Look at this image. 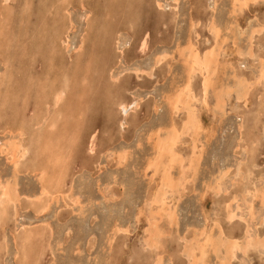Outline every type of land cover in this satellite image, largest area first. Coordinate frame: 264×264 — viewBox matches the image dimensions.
<instances>
[{
  "label": "rangeland",
  "instance_id": "374dc122",
  "mask_svg": "<svg viewBox=\"0 0 264 264\" xmlns=\"http://www.w3.org/2000/svg\"><path fill=\"white\" fill-rule=\"evenodd\" d=\"M60 1L9 0L5 2L0 0V30L4 33L0 32V143L11 136L10 131H14L17 137L15 141L22 146L27 145L25 147L28 148L43 150L49 140L50 142L55 140L65 147L67 143L65 141L72 137L70 135L75 130V133L81 134L80 139L84 140L80 143L79 139L80 144L77 142L79 147L76 144L78 149L76 147L74 149L73 146L72 151H75V155L79 149L88 146V153L96 160L99 159V165H106L95 173L93 171V175L92 171L91 173L87 171L91 169L79 168V172L82 174L84 171L83 174L87 178L90 175L95 176L88 181L96 183L95 188L98 189L102 205L109 199L108 184H112L113 190L112 221L101 220L100 230L97 229L100 232L99 251L97 250L94 254L89 252V245L85 242L84 244L87 245L85 253L80 255V261L76 264H158L156 260L161 254L163 258L160 264H191L193 262V264H264V245H262L264 242V0H251L253 2L249 0L247 3L243 0ZM59 24H61L60 27H58ZM256 30L260 32L256 33ZM214 34L218 36L215 37ZM144 41L145 46H143ZM208 50L216 51L219 58H212L211 61L212 63L215 61V64L210 65L208 70L195 66L197 72L193 71L191 77L189 64H186L190 59L188 55L190 52L199 53L202 54L199 56L203 58L209 52ZM161 52L166 55L162 63L156 66L155 56H158V53L162 54ZM181 55L183 57L180 58ZM142 67L146 73L136 71V68ZM70 69L73 73L76 71V75L71 74ZM210 74H212L211 77H209ZM116 77L119 79H114ZM189 78L192 87L189 85L187 89ZM205 78L209 79L208 87H211L207 91L204 87ZM63 82L65 85L62 84ZM88 87L92 90L87 92ZM61 89H64L65 95H69L70 98L68 96L67 99L66 96V100L64 95L58 106L53 100L55 92ZM179 91L183 92V96L189 103L187 102L186 106L175 113L170 102H173V96ZM90 92L91 96H88ZM220 93L223 95L221 96ZM43 95L44 98H41ZM47 97L48 99H45ZM136 100L139 101V106L131 108L129 105L131 111L127 116L124 129L120 125L123 112L117 106L123 102L130 104ZM77 105L81 108L79 109ZM39 106H42L41 109ZM189 111H194L201 125L198 130L192 128L188 133L181 135L180 141H182H179L175 150L180 160L178 159L177 164L174 163L172 168L169 167L168 171L165 170V166H168L170 156L164 155L162 162L165 163L160 165L162 171L159 165L146 170L149 160H152L156 153L155 137L158 139L159 135L165 136L166 129L173 124L177 129L182 130ZM253 120L255 121L251 122ZM73 122V127H70ZM69 127L72 128L70 129L72 132H69ZM5 128L8 131L3 130ZM20 129L23 133L25 132L23 136L19 133ZM18 136H20L19 141H17ZM32 138L37 142L35 143L34 139L32 141ZM29 139V144L33 146L28 145ZM192 140L196 144V149H193ZM91 143L94 149H91ZM35 144L36 146L38 144L39 148ZM32 150L29 152L30 155L27 154L28 158L26 156V159L21 161L19 167L25 166L30 161L27 159H33L36 151ZM99 150L102 152L99 153ZM123 150L127 151L126 164L120 163L119 153ZM185 157L188 160H185ZM190 159L195 160L192 166ZM12 169H14L13 164L7 159L6 152L0 153V178L12 177L15 173ZM192 172L195 176L191 175ZM165 175H169L172 180L168 188H164L163 195V191L159 189L162 187ZM31 181L33 185L34 182ZM123 183H126V186ZM102 186L103 191H99ZM84 187L82 185L80 190ZM92 189L94 188L88 191L90 197L96 196V191ZM149 191L152 193L150 194ZM260 193L263 197H260ZM105 194L107 197H104ZM155 194L165 201L153 202L157 196ZM168 197L170 198L167 201ZM151 198L153 201L150 204ZM173 207L177 208L176 211ZM171 209L177 215L175 214L176 216L169 221L167 212H172ZM153 212L158 222L156 231L160 232L155 237L157 239H155V247L146 242L153 227V225L149 226L151 223L147 218H150ZM231 215L235 217H230L231 220H229ZM116 222L118 225L114 226ZM173 222L177 226L174 227ZM85 223L83 222L81 229L86 235L89 232L88 224ZM9 224L10 220L6 221L4 228H1V232L3 235L5 232L7 237L5 238L7 246H5V253H0L2 254L0 259L2 264H19V260L14 256L16 247L13 246L14 238ZM124 225L128 232H119V235H123L118 238L114 227L125 228ZM221 231L223 234H220ZM210 237L211 241H208ZM116 239L117 241L121 239L123 242L119 241L115 244ZM231 239L234 242L239 240V243L234 244ZM187 241L191 244L186 245ZM205 241L210 243L207 244ZM217 243H220V247H215ZM150 246L152 249L149 248ZM189 246L193 250H190ZM113 248L114 251H112ZM246 248L248 250H245ZM224 251L227 253L225 254ZM108 252H111L110 255ZM136 252L138 255L135 254ZM230 253L233 256L236 255L233 257ZM140 254L142 258L139 257ZM54 259L58 261L54 263ZM43 264H70V258L63 253L49 254L45 255Z\"/></svg>",
  "mask_w": 264,
  "mask_h": 264
},
{
  "label": "bare ground",
  "instance_id": "6f19581e",
  "mask_svg": "<svg viewBox=\"0 0 264 264\" xmlns=\"http://www.w3.org/2000/svg\"><path fill=\"white\" fill-rule=\"evenodd\" d=\"M59 1V0H58ZM62 1V0H61ZM60 1V2H61ZM94 1V0H93ZM92 1V2H93ZM247 1H249V0H243V2H246L247 3ZM5 2H9V0H5ZM65 2H67V1H65ZM69 2H71L70 0H69ZM235 3H236V1H234ZM250 2H253V1H251L250 0ZM157 4H159V5H161L160 3H157ZM240 4V3H239ZM128 5V4H127ZM234 5H236V4H234ZM249 5V4H248ZM111 6V5H110ZM130 6V5H129ZM240 6V5H239ZM112 7V6H111ZM236 7V6H235ZM112 8H114V7H112ZM240 8H241V6H240ZM5 9V8H4ZM7 10V9H6ZM66 11V10H65ZM241 11V10H240ZM7 12H8V10H7ZM68 13V12H67ZM5 15V14H4ZM4 17V16H3ZM106 18V17H105ZM62 20H63V18H62ZM1 22V21H0ZM54 22V21H53ZM59 22V21H58ZM193 22V21H192ZM71 24V23H70ZM56 25H58V23L56 24ZM60 25L61 24H59V26L58 27H60ZM69 26V25H68ZM71 26V25H70ZM211 26V25H210ZM214 26V25H213ZM213 26H212V28H213ZM132 27V26H131ZM264 27V26H263ZM70 29V28H69ZM53 30V29H52ZM133 30H134V28H133ZM258 30H261V29H258ZM258 30H256V33L258 32H260V31H258ZM4 31V30H3ZM56 31V30H55ZM59 31H61L62 32V30H59ZM216 31V30H215ZM0 32H1V30H0ZM57 32V31H56ZM194 32V31H193ZM218 32V31H217ZM216 32V34H218ZM2 33V32H1ZM45 33V32H44ZM46 33H48V32H46ZM52 33H55V32H52ZM90 34H91V32H89ZM191 33V32H190ZM215 33V32H214ZM2 34H4V33H2ZM18 34V33H17ZM62 34V33H61ZM54 35V34H53ZM60 35V34H59ZM52 36V35H51ZM55 36H56V34H55ZM114 36V35H113ZM118 36V35H117ZM214 36H215V34H214ZM216 36H218V35H216ZM215 36V37H216ZM45 37V36H44ZM58 37V36H57ZM56 37V38H57ZM62 37V36H61ZM86 37V36H85ZM198 37V36H197ZM5 38H6V35H5ZM1 39V38H0ZM58 39H60L59 37H58ZM104 39H105V37H104ZM117 39H118V44H119V38L117 37ZM214 39V38H213ZM218 39V38H217ZM216 39V41H218ZM254 39V38H253ZM44 40V39H43ZM108 40V39H107ZM222 40V39H221ZM59 41V40H58ZM235 41V40H234ZM50 42H51V40H50ZM49 42V43H50ZM65 42V41H64ZM85 42V41H84ZM3 43V42H2ZM58 43V42H57ZM113 43V42H112ZM111 43V44H112ZM142 43V42H141ZM190 43V42H189ZM209 43V42H208ZM37 44V43H36ZM50 44H52V43H50ZM54 44V43H53ZM64 44V43H63ZM114 44H115V42H114ZM145 44H146V42L144 41L143 42V46H145ZM218 44V43H217ZM61 45V44H60ZM82 45V44H81ZM251 45V44H250ZM1 46V45H0ZM3 46V45H2ZM187 46V45H186ZM53 47V46H52ZM82 47V46H81ZM120 47V46H119ZM255 47V46H254ZM5 48V47H4ZM115 48H116V46H115ZM123 48V47H122ZM185 48V47H184ZM189 48V47H188ZM200 48V47H199ZM198 48V49H199ZM218 48H219V46H218ZM54 49V48H53ZM183 49V48H182ZM190 49V48H189ZM217 49V48H216ZM82 50V49H81ZM113 50V49H112ZM181 50V49H180ZM188 50V49H187ZM210 50V49H209ZM208 50V51H209ZM213 50H214V47H213ZM209 51L208 53H207V55H205L203 58L202 57H200L199 55H202V54H197V53H191L190 52V54L188 55V57L190 58L189 59V61L188 62H186V64H189L188 66L190 67L189 68V73H190V76L192 77V72L193 71H196L197 69H195V66H198V67H200L201 69H204V70H208L209 68H210V65H212L213 63L215 64V61L212 63V58L214 57H218V54L217 53H215L214 51ZM61 51V50H60ZM60 51H59V53H60ZM196 51V50H195ZM220 51V50H219ZM182 52V51H181ZM186 52H188V51H186ZM206 52V51H205ZM221 52V51H220ZM59 53H57V55L59 54ZM114 53H115V51H114ZM113 53V54H114ZM162 53V52H161ZM80 54V53H79ZM159 55L158 56H155L156 57V59H155V65L157 66V65H159L160 63H162V60L164 59V55H166V54H160V53H158ZM181 54V53H180ZM184 54V53H183ZM169 55V54H168ZM15 56V55H14ZM82 56V55H81ZM16 57V56H15ZM25 57V56H24ZM116 57V56H115ZM154 57V58H155ZM181 57H183L182 55L180 56V58ZM219 58V57H218ZM53 59H54V57H53ZM56 59V58H55ZM184 59V58H183ZM245 59V58H244ZM261 59V58H260ZM58 60V59H57ZM92 60V59H91ZM185 60V59H184ZM216 60H218V59H216ZM165 61V60H164ZM219 61V60H218ZM252 61V60H251ZM262 61V60H261ZM21 62V61H20ZM57 62V61H56ZM81 62V61H80ZM89 62V61H88ZM92 62V61H91ZM220 62V61H219ZM216 63H218V62H216ZM80 65V64H79ZM218 65V64H217ZM219 65H221V64H219ZM218 65V66H219ZM52 66V65H51ZM186 67H187V65H185ZM64 67L66 68V66L64 65ZM47 68V67H46ZM216 68V67H215ZM220 68V67H219ZM73 69V68H72ZM137 70V72L139 71V72H143V73H146V71L144 70V67H142V68H136ZM135 69H133V71H134ZM214 70V69H213ZM70 71H71V69H70ZM79 71V70H78ZM87 71V70H86ZM145 71V72H144ZM263 71V70H262ZM72 72V71H71ZM75 72L76 71H74V73L72 72L71 74H75ZM81 72V71H80ZM148 72V71H147ZM153 72V71H152ZM197 72V71H196ZM202 72H204V71H202ZM59 73H61L62 74V72H59ZM68 73V75L69 76H71L70 75V73L69 72H67ZM209 73V72H208ZM4 74H5V71H4ZM8 74V73H7ZM78 74V73H77ZM87 74V73H86ZM86 74L84 75V76H86ZM136 74H138V73H136ZM196 74V73H195ZM213 74V73H212ZM212 74H210V76L209 77H211V75ZM76 75V74H75ZM75 75H73V76H75ZM200 75V74H199ZM32 76V75H31ZM59 76V75H58ZM151 76V75H150ZM189 76V77H190ZM196 76V75H195ZM206 76V75H205ZM10 77V76H9ZM45 77V76H44ZM190 77V78H191ZM208 77V76H207ZM61 78V77H60ZM73 78V77H72ZM75 78H76V76H75ZM84 78V77H83ZM85 78H87V77H85ZM158 78V77H157ZM190 78H189V81L187 82V85H186V88L188 89V87H189V85H191L190 84ZM6 79V78H5ZM44 79V78H43ZM114 79H119V78H114ZM192 79V78H191ZM206 79V78H205ZM1 80H3L2 78H1ZM10 80V79H9ZM8 80V81H9ZM42 80V79H41ZM58 80H60V79H58ZM70 80V79H69ZM84 80V79H83ZM239 80V79H238ZM242 80V79H241ZM7 81V80H6ZM10 81H12V80H10ZM45 81V80H44ZM55 81V80H54ZM60 81H62V80H60ZM68 81V80H67ZM43 82V81H42ZM73 82V81H72ZM75 82V81H74ZM84 82V81H83ZM2 83V82H1ZM38 83V82H37ZM44 83V82H43ZM60 82H58V84H59ZM86 83V82H85ZM192 83V82H191ZM211 83V82H210ZM32 84H33V82H32ZM56 84V83H55ZM62 84H64V82L62 83ZM74 84V83H73ZM208 84H209V79L207 78L206 79V81H205V83H204V87H205V91H207L208 90V88L209 89H211V87H208ZM228 84V83H227ZM23 85V84H22ZM57 85V84H56ZM65 85V84H64ZM246 85V84H245ZM47 86V85H46ZM52 86H54V85H52ZM58 86V85H57ZM82 86V85H81ZM80 86V87H81ZM89 86V85H88ZM212 86V85H211ZM239 86V85H238ZM59 87V86H58ZM84 87V86H83ZM191 87H192V85H191ZM241 87H242V85H241ZM247 87H248V85H247ZM250 87V86H249ZM49 88V87H48ZM50 88H52V87H50ZM89 88V87H88ZM29 89V88H28ZM38 89H40V88H38ZM56 89H57V87H56ZM66 89V88H65ZM75 89V88H74ZM85 89V88H84ZM239 89V88H238ZM53 90V89H52ZM69 90V89H68ZM71 90V89H70ZM91 91L92 89L91 88H89L88 90H87V88H86V91L88 92V91ZM216 90V89H215ZM242 90V89H241ZM258 90V89H257ZM29 91V90H28ZM31 91V90H30ZM67 91V90H66ZM85 91V90H84ZM178 91V90H177ZM195 91V90H194ZM244 91V90H243ZM243 91H241V92H243ZM258 91H260V90H258ZM41 92V91H40ZM52 92V91H51ZM68 92V91H67ZM72 92V91H71ZM188 92H190V91H188ZM212 92V91H211ZM65 90L64 89H61V90H58V91H56L55 92V95H54V103H55V105H60L61 104V102H62V100H63V98H64V95H65ZM209 93V92H208ZM231 93V92H230ZM244 93V92H243ZM45 94V93H44ZM47 94V93H46ZM51 94V93H50ZM68 94V93H67ZM75 93L73 92V95H74ZM87 94V93H86ZM91 94V92L89 93V95L88 96H91L90 95ZM195 94V93H194ZM221 94V96L223 95L222 93H220ZM225 94V93H224ZM240 94V93H239ZM39 95H41L40 93H39ZM72 95V96H73ZM82 95V94H81ZM226 95V94H225ZM224 95V96H225ZM47 96V95H46ZM66 96H67V99H68V96L69 95H65V99H66ZM78 96V95H77ZM87 96V95H86ZM203 96V95H202ZM223 96V97H224ZM227 96V95H226ZM239 96V95H238ZM242 96V95H241ZM245 96H247V94L245 95ZM75 97V96H74ZM79 97H81L80 95H79ZM83 97H84V95H83ZM194 96H192V98H193ZM229 97V96H228ZM41 98H44V95H43V97L41 96ZM40 98V99H41ZM69 98H70V96H69ZM191 98V99H192ZM197 98V97H196ZM221 98V97H220ZM238 98V97H237ZM236 98V99H237ZM244 98V97H243ZM45 99H48V97L47 98H45ZM52 99H53V97H52ZM66 99V100H67ZM81 99V98H80ZM88 99V98H87ZM239 99V98H238ZM237 99V100H238ZM85 100V99H84ZM89 100V99H88ZM172 100V99H171ZM193 100V99H192ZM223 100V99H222ZM226 100V99H225ZM74 101H76V100H74ZM122 101V100H121ZM173 102H170V104H171V106H172V108H173V111L175 112V113H178V111H180L179 109L181 108V107H184V106H186V104H187V102L189 103V101H188V99L186 98V97H184L183 96V92L182 91H179V92H176V95L175 96H173V100H172ZM191 101V100H190ZM224 101V100H223ZM239 101H240V99H239ZM247 101V100H246ZM83 102H86V101H83ZM88 102V101H87ZM194 103H195V101H193ZM213 102V101H212ZM214 102H215V100H214ZM226 102H227V100H226ZM237 102V101H236ZM37 103V102H36ZM64 103H68V102H64ZM119 103V102H118ZM204 103V102H203ZM211 103V102H210ZM239 103V102H238ZM85 104H87V103H85ZM141 104V103H140ZM206 104V103H205ZM213 104V103H212ZM259 104V103H258ZM36 105V104H35ZM48 105V104H47ZM74 105V104H73ZM115 105V104H114ZM129 105H131V108H135V107H138L139 106V101H134V102H131L130 104H126L125 102H123V103H120V105L119 106H117V107H119L120 109H121V112H123V120H121V127H123L124 129H125V127H126V124H127V122H126V120H127V116L129 115V112L131 111V108L129 109ZM220 105V104H219ZM78 106V105H77ZM83 106V105H82ZM116 106V105H115ZM233 106V105H232ZM38 107V106H37ZM40 107V109H41V107L42 106H39ZM80 107V105L78 106V108ZM84 107V106H83ZM114 107V106H113ZM116 107V108H117ZM191 107V106H190ZM51 108V107H50ZM77 108V109H78ZM81 108V107H80ZM79 108V109H80ZM115 108V107H114ZM118 108V109H119ZM195 108V107H194ZM208 108V107H207ZM78 109V110H79ZM88 109V108H87ZM187 109V108H186ZM260 109V108H259ZM72 110V109H71ZM190 110H192V109H190ZM49 111V110H48ZM52 111V110H51ZM51 111H49V112H51ZM81 111V110H80ZM86 111V110H85ZM114 111H115V109H114ZM139 111V110H138ZM237 111V110H236ZM241 111V110H240ZM84 112V111H83ZM172 112V111H171ZM230 112V111H229ZM8 113V112H7ZM79 113V112H78ZM81 113V112H80ZM79 113V114H80ZM86 113V112H85ZM110 113V112H109ZM180 114H181V112H179ZM11 114V113H10ZM48 114V113H47ZM62 114V113H61ZM136 114H137V112H136ZM53 115H56V116H58V115H60V114H53ZM84 115V114H83ZM79 116V115H78ZM85 116H86V114H85ZM38 117V116H37ZM42 117V116H41ZM44 117V116H43ZM45 117H46V115H45ZM49 117V116H48ZM55 117V116H54ZM110 117V116H109ZM132 117V116H131ZM57 118V117H56ZM82 118V117H81ZM47 119V118H46ZM251 118H249V120H250ZM49 120V119H48ZM71 120V119H70ZM74 120V119H73ZM77 120V119H76ZM82 120V123H83V119H81ZM80 120V121H81ZM198 120L199 119H197V117L195 116V113H194V111H189L188 112V118H187V120H186V122H184L185 123V126H184V128L182 129V130H179V129H177V127H176V125L175 124H173L171 127H169V129H166V131H167V133L165 132V136H160L159 134V138L157 139V137H155L156 139H154L155 140V148H156V153H155V155H154V157H153V159L152 160H149V162H148V165H147V169L146 170H150V168H152L153 166H158L159 165V167H160V165L163 163L162 162V157L165 155H169L170 156V160H169V164H168V166H165V170H168L169 171V169L170 168H172L173 166V164L174 163H176L177 161H178V159L180 160V157L177 155V153H176V147H177V145H178V143H179V141H180V139H182L181 137V135L182 134H185V133H188V131H189V129H192V128H195L196 130H198L199 128H200V122H198ZM256 120H257V118H256ZM75 121V120H74ZM200 121V120H199ZM245 121V120H244ZM255 120H253V121H251V122H254ZM50 122V121H49ZM48 122V123H49ZM53 122H54V120L52 119V124H53ZM72 122V121H71ZM85 122V121H84ZM183 123V124H184ZM44 124V123H43ZM51 124V123H50ZM70 123H68V125H69ZM73 124H74V122L72 123V125L70 126V127H73ZM79 124V123H78ZM251 124V123H250ZM8 125V124H7ZM14 125V124H13ZM80 125V124H79ZM78 125V126H79ZM94 125V124H93ZM253 126H254V124H252ZM17 126V125H16ZM46 126V125H45ZM84 126V125H83ZM82 126V127H83ZM253 126H252V128H253ZM39 127V126H38ZM69 127V129L68 130H70V129H72V128H70ZM241 127V126H240ZM2 128V127H1ZM7 128V127H6ZM3 129V130H7V129ZM43 128V127H42ZM47 128V127H46ZM52 128V127H51ZM78 128V127H77ZM84 128H85V126H84ZM76 129V128H75ZM80 129V128H79ZM215 129V128H214ZM254 129V128H253ZM10 130V129H9ZM82 130V129H81ZM84 130V129H83ZM82 130V131H83ZM244 130V129H243ZM260 130V129H259ZM8 131V130H7ZM23 130L22 129H20L19 130V133H20V135H24V133L22 132ZM157 131V130H156ZM158 131H160V129L158 130ZM157 131V132H158ZM163 131V130H162ZM194 131V130H193ZM203 131V130H202ZM31 132V131H30ZM43 132V131H42ZM69 132H72L71 130L69 131ZM68 132V133H69ZM196 132V131H195ZM195 132H194V135H195ZM37 133V132H36ZM73 134L75 133V130H74V132H72ZM84 133V132H83ZM153 133H154V131H153ZM255 133V132H254ZM10 134H11V136L7 139V140H5L4 142H2V143H0V153H3V152H6V157H7V159L11 162V164H13V167H14V169H12V170H14L15 171V173H13L14 175L12 176L13 177V180H12V177L11 178H9V179H1L0 178V229L2 228V226H5L4 224L6 223V221H8V220H11L12 218H14L15 216H18L17 214H18V209H20L19 207H18V209H17V211H16V213H15V216L14 217H12L11 219H10V216L12 215V212L11 211H14V210H11L10 211V209H11V205H16V207L18 206V205H21V207L23 206L22 204H21V198H23V197H21L19 194H18V191L20 190V188H19V180L17 179L18 177H17V175H19V174H16V171L17 170H20V167H19V165H20V163H21V161L27 156V154L29 153V152H31V150L33 149V150H35L34 149V147L32 148V147H25V146H27V145H24V146H22L20 143H18V142H16L15 140L17 139V137H16V134H14V131H10ZM71 134V133H70ZM73 134H71L70 135V137L71 136H73ZM78 134V133H77ZM198 134V133H197ZM154 135H155V133H154ZM188 135V134H187ZM256 135H258V134H256ZM64 136V135H63ZM80 136H81V134H80ZM82 136H83V134H82ZM189 136H190V134H189ZM244 136V135H243ZM74 137H75V135H74ZM152 137V136H151ZM150 137V138H151ZM192 137V136H191ZM190 137V138H191ZM19 138H20V136H18V140L17 141H19ZM26 138H29V137H26ZM31 138V137H30ZM59 138V137H58ZM64 138V140H66L65 139V136L63 137ZM73 137H71V139H72ZM80 138V137H79ZM82 138V137H81ZM188 138V137H187ZM189 138V139H190ZM193 139L195 138V137H192ZM244 138V137H243ZM257 138V137H256ZM33 139L34 138H32V141H33ZM93 139H94V137H93ZM196 139V138H195ZM248 139H250V138H248ZM21 140V139H20ZM23 140V139H22ZM25 141H26V139H24ZM35 141V143L37 142L36 141V139H34ZM74 140H76V142H74L75 143V145L77 144V139H74L73 138V141ZM79 140V139H78ZM198 140V139H197ZM244 140V139H243ZM25 141H23V142H25ZM31 141V143H33ZM50 141V140H49ZM81 141H84L83 140V138H82V140L80 139V143H81ZM182 141V140H181ZM180 141V142H181ZM193 142H191V143H193V149L195 148V146H196V144H195V142H194V140H192ZM241 141V140H240ZM21 142V141H20ZM29 142H30V139L28 140V145L30 146H33L32 144H29ZM45 142V141H44ZM66 142V141H65ZM92 142H93V140H92ZM199 142V141H198ZM242 142V141H241ZM26 143V142H25ZM24 143V144H25ZM49 143V142H48ZM79 143V144H80ZM245 143V142H244ZM27 144V143H26ZM34 144V143H33ZM50 144V143H49ZM61 144V143H60ZM59 144V145H60ZM71 144H73V143H71ZM79 144H77L78 145V147H79ZM195 144V145H194ZM242 144V143H241ZM69 145V144H68ZM74 144H73V146H74V149H76L77 148V145L75 146ZM180 145H183V144H180ZM245 145V144H244ZM243 145V146H244ZM35 146H36V144H35ZM37 146H38V148H39V145L37 144ZM36 146V147H37ZM72 146V147H73ZM83 146V145H82ZM35 147V148H36ZM47 147V146H46ZM46 147H44V148H46ZM70 147V146H69ZM76 147V148H75ZM90 147H91V149H94L93 148V143H91L90 144ZM89 147V148H90ZM183 147V146H182ZM179 148V147H178ZM198 148V147H197ZM42 149V148H41ZM41 149H39V151L41 150ZM50 149V148H49ZM78 149V148H77ZM190 149V148H189ZM196 149V148H195ZM32 150V151H33ZM48 150V149H47ZM61 150V149H60ZM112 150V149H111ZM127 150V149H126ZM126 150H123L121 153H119L120 155H119V158H120V163L121 164H126L127 162H128V160H127V158H126V156H127V154H126ZM192 150V149H191ZM36 153L37 154H39L38 152L39 151H37V148H36ZM43 150H41L40 152H42ZM45 151H46V149H45ZM179 151V150H178ZM195 151V150H194ZM199 151V150H198ZM34 152V151H33ZM75 152V151H74ZM111 152V151H110ZM180 152V151H179ZM36 153H34V155L36 154ZM43 153V152H42ZM41 153V154H42ZM60 153V152H59ZM61 153H62V151H61ZM188 153H190V152H188ZM194 153H196V152H194ZM40 154V155H41ZM75 154V153H74ZM104 154H106V153H104ZM29 155H30V153H29ZM51 155V154H50ZM183 155V154H182ZM201 155V154H200ZM52 156V155H51ZM50 156V157H51ZM55 156V155H54ZM54 156H52V157H54ZM129 156V155H128ZM38 157H40V156H38ZM43 157H44V155H43ZM42 156H41V158H43ZM55 157H57V156H55ZM68 157V156H67ZM179 157V158H178ZM192 157V156H191ZM27 158H28V156H27ZM41 158H40V160H41ZM45 158V162H47L48 163V161H46V158L47 157H44ZM43 158V159H44ZM58 159H59V157H57ZM118 158V159H119ZM165 158V157H164ZM183 158V157H182ZM186 158V157H185ZM26 159V158H25ZM53 159V158H52ZM55 159V158H54ZM58 159H57V162L56 163H58V164H60L59 162H58ZM191 159H193V158H191ZM191 159H190V164H191V166L193 165V162L195 161H191ZM201 159V158H200ZM28 160H30V159H27V161ZM185 160H188L187 158L185 159ZM196 160H198V159H196ZM30 161H32V160H30ZM42 161V160H41ZM60 161H62L61 159H60ZM63 161H65V159L63 160ZM63 161H62V163H63ZM73 161V160H72ZM117 161V160H116ZM167 161V160H166ZM181 161H183L182 159H181ZM180 161V166H181V162ZM23 162V161H22ZM24 162H26V160L24 161ZM29 162V161H28ZM28 162L26 163V165H28ZM33 162V161H32ZM43 162V161H42ZM41 162V163H42ZM49 162H50V160H49ZM38 163H40V161L38 162ZM38 163H37V165H36V171H38L39 170V172H40V180L39 181H41L42 183L43 182H45V176H46V169L45 168H43L44 167V165L43 164H40V165H38ZM56 163L54 164L53 162H51V164H53V166H54V169H55V167L57 166L56 165ZM68 164V159H67V162H65V164ZM165 163V162H164ZM163 163V164H164ZM186 163V162H185ZM184 163V164H185ZM198 163V162H197ZM25 164V163H24ZM64 164V165H65ZM83 164V163H82ZM86 164V163H85ZM147 164V163H146ZM162 164V165H163ZM177 164V163H176ZM175 164V165H176ZM183 164V165H184ZM242 164V163H241ZM25 165V166H26ZM41 165H43V167H41ZM72 165V164H71ZM71 165H68V167L69 166H71ZM96 165V164H95ZM186 165V164H185ZM188 165V164H187ZM199 165V164H198ZM24 166V167H25ZM29 166H32V165H29ZM38 166V167H37ZM47 166H48V164H47ZM47 166H46V168H47ZM98 166H99V170L100 169H102V167L103 168H105L106 167V165L104 164V166H101V165H99L98 164ZM241 165H239V167H240ZM34 167H35V164H34ZM41 167V168H40ZM49 167H51V166H49ZM48 167V168H49ZM59 167H61L60 165H59ZM108 167V166H107ZM170 167V168H169ZM183 167V166H182ZM22 168V167H21ZM31 168V167H30ZM63 168H65V167H63ZM81 168H83L82 167V165H81ZM95 168V167H94ZM97 168V167H96ZM156 168H158V167H156ZM195 168V167H194ZM196 168H197V166H196ZM24 170H25V168H23ZM28 169V168H27ZM32 169V168H31ZM31 169H29L30 171H32V173H34V170H31ZM50 169H52V171H53V168H50ZM160 170H161V167L159 168ZM193 169V168H192ZM23 170V171H24ZM48 170V169H47ZM70 170V169H69ZM71 170H73V169H71ZM95 170V169H94ZM93 170V171H94ZM98 170V169H97ZM152 170V169H151ZM159 170V171H160ZM165 170H163V171H165ZM171 170H173V169H171ZM177 170V169H176ZM195 170V169H194ZM26 172H27V170H25ZM29 171V172H30ZM35 171V172H36ZM49 171V170H48ZM47 171V172H48ZM65 171V170H64ZM96 171V170H95ZM94 171V172H95ZM153 171H154V169H153ZM158 171V170H157ZM162 171V170H161ZM180 171H182V170H180ZM188 171H189V169H188ZM182 172H184V171H182ZM196 172V171H195ZM226 172H228V170L226 171ZM17 173H19V171L17 172ZM22 173V172H21ZM28 173V172H27ZM38 173V172H37ZM49 173H50V171H49ZM62 173V172H61ZM76 173V172H75ZM81 173V172H80ZM84 171L82 172V174L81 175H83L84 176ZM91 173V172H90ZM185 173V172H184ZM238 173H239V171H238ZM241 174H242V172H240ZM22 174H24V173H22ZM29 174H31V173H29ZM36 174V173H35ZM48 174V173H47ZM58 174H59V172H58ZM63 174V173H62ZM70 174V173H69ZM68 174V175H69ZM73 174H74V172H73ZM92 175H93V172L91 173ZM174 174V173H173ZM186 174V173H185ZM190 174V173H189ZM188 174V175H189ZM21 175V174H20ZM19 175V176H20ZM37 175V174H36ZM52 175V174H51ZM75 175V174H74ZM159 175V174H158ZM161 175V174H160ZM170 175V174H169ZM169 175H165L164 176V179H163V181H162V187H161V185H160V189L159 190H161V191H163L164 190V188H168L167 186H169L170 185V183H171V180L172 179H170L169 178ZM191 175H193V172H192V174ZM239 175V174H238ZM252 175V174H251ZM49 176V175H48ZM61 176V175H60ZM63 176H64V174H63ZM62 176V177H63ZM67 176V175H66ZM172 176V175H171ZM182 176H183V174H182ZM193 176H195V175H193ZM222 176H224V175H222ZM243 176V175H242ZM56 177H57V175H56ZM61 177V178H62ZM71 177H73V176H71ZM75 177V176H74ZM116 177V176H115ZM163 177V176H162ZM37 178V177H36ZM58 178H59V175H58ZM160 178V177H159ZM174 178H175V176H174ZM180 178H182V177H180ZM179 178V179H180ZM245 178V177H244ZM54 179V178H53ZM63 179V178H62ZM149 179V178H148ZM190 179H192V177L190 178ZM195 178H193V180H194ZM55 180V179H54ZM65 180V179H64ZM156 180V179H155ZM161 180V179H160ZM182 180V179H181ZM184 180V179H183ZM219 180V179H218ZM220 180H221V178H220ZM225 180V179H224ZM250 180V179H249ZM58 181H59V179H58ZM74 181V180H73ZM176 181H178V180H176ZM238 181V180H237ZM255 181V180H254ZM155 181L153 180V183H154ZM173 182V181H172ZM188 182V181H187ZM41 183V184H42ZM61 183V182H60ZM73 183V182H72ZM75 183V182H74ZM160 183V182H159ZM182 183H183V181H182ZM182 183H180V182H178V184H182ZM191 183V182H190ZM193 183V182H192ZM239 183V182H238ZM38 184H39V182H38ZM47 184V183H46ZM46 184L44 183V186H43V188H42V192H41V194L40 195H43V194H45V195H47V196H49L50 194L48 193V188H47V186H46ZM52 184V183H51ZM53 184H54V182H53ZM57 184V183H56ZM55 184V185H56ZM98 184V183H97ZM100 184V183H99ZM126 183H123V185L124 186H126L125 185ZM161 184V183H160ZM177 184V185H178ZM61 185V184H60ZM74 185V184H73ZM109 185H111L112 186V184H109ZM219 185V184H218ZM238 185V184H237ZM40 187V184L39 185H37V187ZM42 186V185H41ZM63 186V185H62ZM123 186V187H124ZM155 186V185H154ZM172 186V185H171ZM213 186V185H212ZM221 186V185H220ZM219 186V187H220ZM71 187V186H70ZM74 187H76V186H74ZM73 187V188H74ZM181 187V186H180ZM56 188V187H55ZM63 188H64V186H63ZM72 188V189H73ZM107 188L108 189H110L111 187L110 186H107ZM116 188V187H115ZM215 188V187H214ZM213 188V189H214ZM19 189V190H18ZM52 189H53V187H52ZM51 189V190H52ZM57 189V188H56ZM56 189H55V192H56ZM71 188L69 189V190H72ZM89 189H91V188H89ZM103 189V186L99 189V191H101ZM112 189V188H111ZM184 189V188H183ZM186 189V188H185ZM189 189V188H188ZM188 189H187V191H188ZM67 190V189H66ZM68 190V191H69ZM75 191H76V189H74ZM80 190V189H79ZM113 190V189H112ZM153 190V189H152ZM175 190V189H174ZM190 190V189H189ZM219 190V189H218ZM225 190V189H224ZM224 190H223V192H224ZM232 190V189H231ZM22 191V190H21ZM53 191H54V189H53ZM78 191V190H77ZM77 191H76V193H77ZM81 191V190H80ZM103 191V190H102ZM150 191H151V189H150ZM149 191V192H150ZM165 191H166V189H165ZM206 191H207V189H206ZM214 192H215V190H213ZM253 191H254V189H253ZM256 191V190H255ZM259 191H260V189H259ZM31 192H33V191H31ZM37 192V191H36ZM59 192V191H58ZM120 192V191H119ZM148 192V193H149ZM167 192H170V191H167ZM178 192V191H177ZM217 192V191H216ZM222 192V191H221ZM261 192V191H260ZM20 193H22V192H20ZM34 193V192H33ZM37 193H39V192H37ZM37 193H34V194H37ZM49 195H48V194ZM52 193V192H51ZM64 192H62L61 193V198H62V194H63ZM67 193V192H66ZM66 193H64V194H66ZM72 192H70V194H71ZM79 193V192H78ZM94 194V192H91V194ZM103 193H105V192H103ZM152 192H150V194H151ZM155 193H156V191H155ZM176 193V192H175ZM179 193V192H178ZM177 193V194H178ZM53 194V193H52ZM117 194V193H116ZM149 194V195H150ZM215 194V193H214ZM261 194V193H260ZM26 195V194H25ZM31 195V194H30ZM29 195V196H30ZM39 195V194H38ZM39 195V196H40ZM59 195V194H58ZM57 195V196H58ZM68 195V194H67ZM72 195V194H71ZM82 195H84V194H82ZM82 195H77V196H74L75 198H73V201L76 203H78L79 202V200H80V198H82ZM155 195H157V194H155ZM154 195V196H155ZM163 195H164V191H163ZM29 196H27L28 198L27 199H29L30 200V198L31 197H33V196H31L30 198H29ZM50 196H52V195H50ZM50 196H49V198H50ZM108 196V195H107ZM106 196V194H105V196L104 197H107ZM118 196H120V195H118ZM151 196V195H150ZM150 196H149V198H150ZM169 196V195H168ZM173 196V195H172ZM263 197V195L261 194L260 195V197ZM21 197V198H20ZM53 197V196H52ZM51 197V199H54V198H52ZM59 197V196H58ZM68 197V196H67ZM66 197V198H67ZM90 197V196H89ZM110 197V196H109ZM115 197V196H114ZM153 197V196H152ZM159 197H161V196H159ZM37 198V197H36ZM42 197H40V199H41ZM44 198H46V197H44ZM44 198H43V201H44ZM48 198V197H47ZM49 198H48V200H49ZM64 198V197H63ZM63 198L61 199V200H63ZM72 198V197H71ZM117 198V197H116ZM162 198V197H161ZM167 198V197H166ZM169 198L170 197H168V199H167V201L169 200ZM174 198V197H173ZM222 198V197H221ZM230 198H231V196H230ZM248 198V197H247ZM26 199V200H27ZM50 199V200H51ZM59 199V198H58ZM70 199V198H69ZM91 199L93 200V197H91ZM179 199V198H178ZM25 201V198L24 199H22V201ZM32 200H34V199H32ZM39 200V199H38ZM65 200V199H64ZM72 200V199H71ZM71 200H70V202H71ZM110 200V199H109ZM151 200V202H150V204L152 203V201H153V199L151 198L150 199ZM155 201H153V202H158V200H161V199H159L158 198V195L157 196H155V199H154ZM164 200V199H163ZM163 200H161L162 202H163ZM174 200H175V198H174ZM228 200V199H227ZM262 200V199H261ZM28 201V200H27ZM35 201H37L36 199H35ZM53 201H55V199L53 200ZM57 201H59V200H57ZM56 201V202H57ZM111 201V200H110ZM165 201V200H164ZM179 201H180V199H179ZM31 202V201H30ZM48 202V201H47ZM64 203H65V201H63ZM66 202H68V201H66ZM24 203V202H23ZM60 203V202H59ZM72 203V202H71ZM76 203V205H77V207H78V204ZM81 203H82V201H81ZM105 203V202H104ZM108 203H110L109 201H108ZM146 203V202H145ZM161 203V202H160ZM177 203V202H176ZM252 203V202H251ZM27 204V203H26ZM33 204V203H32ZM40 204V203H39ZM51 204V203H50ZM58 204V203H57ZM164 204V203H163ZM229 204V203H228ZM38 205V204H37ZM52 205V204H51ZM50 205V206H51ZM65 206H66V203L64 204ZM63 205V206H64ZM70 205H72V204H70ZM85 205V204H84ZM157 205V204H156ZM169 205V204H168ZM168 205H167V207H168ZM173 205V204H172ZM172 205H171V207H172ZM177 205V204H176ZM176 205H174L175 207H176ZM49 206V207H50ZM75 206V205H74ZM146 206V205H145ZM151 206V205H150ZM155 206V205H154ZM226 206V205H225ZM238 206V205H237ZM48 207V205L46 204V203H44L43 202V204H41V206L38 208V213L40 212V213H45L46 211H47V209L49 208ZM71 207V206H70ZM69 207V208H70ZM81 207H83V205L81 206ZM144 207V206H143ZM161 207V206H160ZM228 207V206H227ZM236 207V206H235ZM240 207V206H239ZM238 207V208H239ZM22 208H24V207H22ZM27 208V207H26ZM65 208V207H64ZM68 208V209H69ZM154 208H156V207H154ZM169 209H170V207H168ZM217 208V207H216ZM71 209V208H70ZM69 209V210H70ZM144 209V208H143ZM146 209H148L147 207H146ZM151 209H152V207H151ZM161 209V208H160ZM162 209H163V207H162ZM169 209H168V212H169ZM173 209H174V207H173ZM176 209L177 208H175L174 209V211H176ZM226 209V208H225ZM241 209V208H240ZM255 209V208H254ZM23 209H21V211H22ZM27 210H30V209H27ZM155 210V209H154ZM226 210H228V209H226ZM49 211V210H48ZM80 211H81V209H80ZM146 211V210H145ZM150 211V210H149ZM163 211V210H162ZM170 211H172V209L170 210ZM233 211V210H232ZM244 211V210H243ZM11 212V213H10ZM27 212V211H26ZM147 212H148V210H147ZM167 212V215L169 216V221L171 220V218H173V217H175L176 215H177V213H175V212H170V213H168ZM237 212V211H236ZM245 212V211H244ZM14 213V212H13ZM20 213V212H19ZM37 213V214H38ZM62 213V212H61ZM81 213V212H80ZM140 213V212H139ZM143 213V212H142ZM227 213V212H226ZM78 214V213H77ZM162 214V213H161ZM176 214V215H175ZM235 214V213H234ZM39 215V214H38ZM38 215H37V217H38ZM147 215H149V213L147 214ZM151 216H150V218H147V219H150V225L149 226H151V225H153V227L151 228L152 229V232L151 233H149L150 235H149V237H148V239L146 240V242H147V244L148 245H150V244H152V246L154 245V247L156 246L155 245V243H156V241H155V237L158 235V230L156 231V229L158 228L157 227V220H156V218H155V216H154V212L153 213H151L150 214ZM159 215V214H158ZM167 215H165V216H167ZM228 215V214H227ZM236 215V214H235ZM13 216V215H12ZM163 216V215H162ZM44 217V216H43ZM144 217V216H143ZM228 217V216H227ZM230 217H235L234 215H231V216H229V220H231V218ZM244 217V216H243ZM142 218V217H141ZM207 218V217H206ZM219 218V217H218ZM237 218V217H236ZM253 218H256V217H253ZM17 219V218H16ZM44 219V218H43ZM139 219H140V216H139ZM158 219V218H157ZM162 219V218H161ZM216 219V218H215ZM226 219H228V218H226ZM46 220V219H45ZM244 220V219H243ZM141 221V220H140ZM159 221H161V220H159ZM164 221V220H163ZM172 221H175V220H172ZM261 221H263V220H261ZM41 222V221H40ZM166 222H168V221H166ZM176 222V221H175ZM23 223V222H22ZM26 223V222H25ZM29 223H30V221H29ZM117 223V222H116ZM138 223V222H137ZM149 223V222H148ZM153 223V224H152ZM174 223V222H173ZM172 223V224H173ZM38 224V223H37ZM36 224V225H37ZM41 224H42V222H41ZM165 224H167V223H165ZM179 224V223H178ZM213 224V223H212ZM215 224H216V222H215ZM218 224V223H217ZM23 225V224H22ZM45 224H43L42 226H44ZM116 225H118V223L117 224H115L114 226H116ZM159 225V224H158ZM220 225V224H219ZM219 225H218V227H219ZM259 225V224H258ZM29 225L27 224V226H25V228H27ZM40 226V225H39ZM166 226V225H165ZM172 226V225H171ZM175 226H177V225H175V223H174V227ZM215 226V225H214ZM221 226V225H220ZM23 227H24V225H23ZM41 227V226H40ZM118 227V226H117ZM124 227L125 228H121V227H119V228H117L116 229V227H114L115 228V232H116V234L118 233V238H119V236H121L122 237V235H119V232H128L127 230L128 229H126V226L124 225ZM127 227H128V225H127ZM169 227V226H168ZM17 228H18V225H17ZM24 228V230H26ZM29 228H30V226L28 227V229L25 231V232H22V229H21V231L19 230V229H15L16 230V233L14 232V234H13V236H14V242H16L17 243V247H16V251H15V259H19V260H22L23 262L22 263H24L25 264V258L27 257L26 255L27 254H25V252L24 251H20V249L21 248H26V250L27 249H29L30 251H31V246H29L30 244H33V243H31L30 241V239L31 238H33V234L30 232V230H29ZM48 228V227H47ZM46 228V229H47ZM130 228V227H129ZM146 228H149V227H146ZM164 228V227H163ZM221 228V227H220ZM44 229V228H43ZM150 229V230H151ZM174 229V228H173ZM175 229H177V227L175 228ZM222 229V228H221ZM224 229V228H223ZM40 230L42 231V229L40 228ZM45 230V229H44ZM48 230V229H47ZM47 230H46V233H47ZM114 230V229H113ZM146 230V229H145ZM250 230V229H249ZM68 231V230H67ZM69 231H70V229H69ZM96 231V230H95ZM219 231H220V229H219ZM4 232V231H3ZM21 232V233H20ZM43 232V231H42ZM114 232V231H113ZM130 232V231H129ZM147 232V231H146ZM222 232V231H221ZM248 232V231H247ZM17 233H18V235H17ZM38 233V232H37ZM45 233V232H44ZM131 233V232H130ZM160 233V232H159ZM193 233V232H192ZM197 234H199L198 232H196ZM220 233V232H219ZM3 234V233H2ZM22 234V236H20ZM113 234H115V233H113ZM127 234V233H126ZM129 234V233H128ZM205 234V233H204ZM203 234V235H204ZM220 234H223V232L222 233H220ZM35 235V234H34ZM37 235V234H36ZM46 235V234H45ZM45 235H44V238H45ZM68 235H69V233H68ZM130 235V234H129ZM163 235V234H162ZM166 235V234H165ZM112 236V235H111ZM125 236V235H124ZM123 236V237H124ZM144 236V235H143ZM142 236V237H143ZM148 236V235H147ZM160 236V235H159ZM197 236V235H196ZM202 236V235H201ZM200 236V237H201ZM215 236H217V235H215ZM219 236V235H218ZM224 236V235H223ZM252 236V235H251ZM41 237V236H40ZM39 237V238H40ZM67 237V236H66ZM96 237V236H95ZM114 237V236H113ZM140 237V236H139ZM189 237V236H188ZM205 237V236H204ZM209 237V236H208ZM233 237V236H232ZM250 237V236H249ZM5 238H7V237H5V232H4V239H2V240H5ZM93 237H91V239L88 241V245H89V247H90V252H91V250L93 251V250H95L96 249V245H97V243L95 242H93V239H92ZM97 238V237H96ZM111 238V237H110ZM125 238V237H124ZM146 238V237H145ZM160 238V237H159ZM42 239V238H41ZM112 239H115V238H112ZM121 239H123V238H121ZM121 239H119L118 241H117V239L116 240H114V242L116 241V243L115 244H117L119 241L121 242L122 240ZM140 239V238H139ZM162 239H164V238H162ZM161 239V240H162ZM188 239V238H187ZM196 239H198L197 237H196ZM203 239V238H202ZM210 239V240H209ZM208 239V241H211V237ZM217 239V238H216ZM226 239V238H225ZM242 239V238H241ZM255 239V238H254ZM253 239V240H254ZM263 239V238H262ZM30 240V241H29ZM37 240V239H36ZM70 240V239H69ZM111 240V239H110ZM110 240H109V243H110ZM124 240H126V239H124ZM141 240H142V238H141ZM157 240V239H156ZM207 240V239H206ZM218 240V239H217ZM232 240V239H231ZM243 240V239H242ZM250 240V239H249ZM248 240V241H249ZM258 240V239H257ZM257 240H255V242L256 243H259ZM29 241V242H28ZM38 241V240H37ZM44 241V240H43ZM42 241V242H43ZM159 241V240H158ZM164 241V240H163ZM195 241V240H194ZM198 241H199V239H198ZM201 241V240H200ZM219 241V240H218ZM222 241V240H221ZM227 241H228V239H227ZM233 241V240H232ZM239 240H237V241H235V242H237V243H239L238 242ZM241 241V240H240ZM251 241V240H250ZM249 241V242H250ZM260 241V240H259ZM8 242V241H7ZM46 242V241H45ZM114 242H113V244H114ZM123 242V241H122ZM196 242V241H195ZM206 243H207V241H205ZM204 242V243H205ZM230 243H231V241H229ZM228 242V243H229ZM234 242V241H233ZM235 242H234V244H235ZM243 242V241H242ZM246 243H247V241H245ZM248 242V243H249ZM2 243H3V241H2ZM111 243H112V240H111ZM143 243H145V242H143ZM154 243V244H153ZM163 244H165L164 242H162ZM187 243H189L188 241L186 242V245H187ZM197 243V242H196ZM205 243V244H206ZM208 243H210V242H208ZM207 243V244H208ZM213 243V242H212ZM236 243V244H237ZM246 243H245V247L247 246L246 245ZM256 243H254V244H256ZM264 243V242H263ZM262 243V245H264ZM4 244V243H3ZM26 244V245H25ZM35 244H37L36 242H35ZM119 244H123V243H119ZM161 244V243H160ZM189 244H191V243H189ZM203 244V243H202ZM201 244V245H202ZM204 244V245H205ZM213 244H215V243H213ZM218 244V243H217ZM220 244V243H219ZM217 245V246H215V247H220V245ZM241 244V243H240ZM239 244V245H240ZM7 245V244H6ZM16 245V244H15ZM80 245V244H79ZM111 245V244H110ZM145 245V244H144ZM197 245V244H196ZM199 245V244H198ZM227 245V244H226ZM230 245V244H229ZM242 245V244H241ZM250 245V244H249ZM18 246H19V249H18ZM39 246V245H38ZM113 246V245H112ZM116 246H119V245H116ZM136 246V245H135ZM191 246V245H190ZM190 246H189V249L191 250L192 248H190ZM203 246V245H202ZM254 246H256V245H254ZM88 247V248H89ZM142 247V246H141ZM140 247V248H141ZM148 247V246H147ZM162 247H163V245H162ZM204 247V246H203ZM214 247V246H213ZM212 247V248H213ZM230 247H231V245H230ZM233 247V246H232ZM235 247V246H234ZM258 247V246H257ZM115 248V247H114ZM114 248L112 249V251H114ZM137 248V247H136ZM135 248V249H136ZM149 248H151V246L149 247ZM157 248H159V247H157ZM195 248V247H194ZM205 248V247H204ZM211 248V247H210ZM224 248V247H223ZM237 248H239V247H237ZM242 248H244V246L242 247ZM249 248V247H248ZM255 248V247H254ZM79 249V248H78ZM120 249H122L121 247H120ZM145 249V248H144ZM144 249H142V250H144ZM148 249V248H147ZM152 249V248H151ZM154 249V248H153ZM156 249V248H155ZM197 249V248H196ZM200 249H201V247H200ZM209 249V248H208ZM220 249V248H219ZM218 249V250H219ZM222 249V248H221ZM234 249V248H233ZM250 249V248H249ZM252 249H253V247H252ZM1 252L0 253H5V247H3L2 248V246H1ZM25 250V249H24ZM111 250V249H110ZM117 250V249H116ZM156 250H158V249H156ZM167 250V249H166ZM184 250V249H183ZM193 250V249H192ZM238 250H240V248L238 249ZM245 250H248L247 248L245 249ZM29 251V252H30ZM118 251V250H117ZM121 251V250H120ZM123 251V250H122ZM147 250L145 249V252H146ZM151 251V250H150ZM159 251V250H158ZM157 251V253H159ZM168 251V250H167ZM187 251V250H186ZM195 251V250H194ZM220 251V250H219ZM222 251V250H221ZM229 251V250H228ZM28 252V251H27ZM148 252H149V249H148ZM162 252H164V251H162ZM181 252V251H180ZM185 252V251H184ZM196 252H198V251H196ZM235 252V251H234ZM250 252V251H249ZM41 253V252H40ZM92 253V252H91ZM94 253V252H93ZM109 253V252H108ZM111 253V252H110ZM110 253H109V255H110ZM115 253H116V251H115ZM147 253V252H146ZM156 253V252H155ZM156 253V254H157ZM186 253V252H185ZM191 253H193V252H191ZM199 253V252H198ZM209 253V252H208ZM207 253V254H208ZM221 253V252H220ZM224 253H225V251H224ZM227 253V252H226ZM225 253V254H226ZM236 253V252H235ZM39 254V253H38ZM38 254L36 255V257L35 258H38ZM45 254V253H44ZM43 254V255H44ZM114 254V253H113ZM134 254V253H133ZM136 255H138L137 254V252L135 253ZM187 254V253H186ZM195 254H197V253H195ZM224 254V255H225ZM40 255V254H39ZM131 255V254H130ZM143 255H144V253H143ZM155 255V254H154ZM175 255V254H174ZM176 255H177V253H176ZM184 255V254H183ZM191 255V254H190ZM193 255V254H192ZM198 255V254H197ZM200 255V254H199ZM224 255H223V258H224ZM230 255H231V253H230ZM236 255V254H235ZM234 255V256H235ZM1 257H2V254L0 255ZM42 256V255H41ZM186 256V255H185ZM207 256V255H206ZM231 256H233V255H231ZM233 256V257H234ZM133 257V256H132ZM140 258H142L141 257V254H140V256H139ZM187 257V256H186ZM196 257V256H195ZM204 257H205V254H204ZM226 257V256H225ZM39 258H40V256H39ZM134 258V257H133ZM156 258V257H155ZM162 254L161 255H159V257H158V259L156 260L157 262H158V264H160V261L162 260ZM190 258V257H189ZM136 259V258H135ZM196 259V258H195ZM225 259V258H224ZM230 259H231V257H230ZM109 260H110V258H109ZM137 260V259H136ZM140 260V259H139ZM143 260V259H142ZM204 260H205V258H204ZM36 261V260H35ZM37 261H41V260H38L37 259ZM191 261V260H190ZM190 261H189V263H190ZM202 261V260H201ZM223 261H225L226 262V260H223ZM39 262H37V263H39ZM42 262V261H41ZM111 263H112V261H110ZM144 262V261H143ZM146 262V261H145ZM198 262V261H197ZM200 262V261H199ZM224 262V263H225ZM132 263V262H131ZM156 263V262H155ZM188 263V262H187ZM194 263V262H193ZM193 263H191V264H193ZM196 263V262H195ZM0 264H2V262H1V259H0ZM136 264V263H135ZM145 264V263H144ZM196 264H198V263H196ZM219 264V263H218ZM221 264H223V263H221ZM227 264V263H226Z\"/></svg>",
  "mask_w": 264,
  "mask_h": 264
},
{
  "label": "crops",
  "instance_id": "0c3cea01",
  "mask_svg": "<svg viewBox=\"0 0 264 264\" xmlns=\"http://www.w3.org/2000/svg\"><path fill=\"white\" fill-rule=\"evenodd\" d=\"M74 135H75V137H74ZM79 136H80L79 134L74 133L72 137L74 139H77V141H79L78 140V139H80ZM73 138L72 139L70 138V139H68L66 141L67 143H66L65 147H64L63 144L57 143L55 140H53L52 142L48 141L50 144L49 143L46 144L47 147L45 146L46 148L43 149V151H42L43 153L40 152L39 149H38L37 151H39L38 152L39 154L36 153V155L33 157V159H30L33 162L29 161L28 165H26L25 167L23 166L20 170L16 171V174H19V175L21 174L20 176L17 175V177H18L17 179L19 180V185H20L19 186L20 190L18 189L19 190L18 194L21 197H23V198L20 197L21 198L20 200H21V204L23 205L22 207H24V208H22L21 205H18L17 207H16V205H11L10 211L11 210H14V211H11L13 216L11 215L10 219L15 216V213H16V211H17L19 206H20L19 207L20 209H18V214L17 215L18 216L20 215V216L19 217L15 216L14 218H12L10 220L9 227H11L12 235H13L14 232L16 233L15 229H19L20 231L22 229V232H25L28 229V227L30 226L29 230L31 229L30 232L33 234V238L30 239L31 241L29 240L31 243H33V244L29 245V246H31V251L29 249L26 250V248H21L20 249L21 252L24 251L25 254H27L26 255L27 257L24 259L25 260V264H43L44 263V259H45V255H49V254L57 255L58 253H63V254L68 255V257L70 258V264H76L78 261H80V258H81L80 255H83V253H85V246H87L86 244L88 243V240L91 237H93L92 239H93L94 243L95 242L98 243L95 246L96 249L93 250V251L91 250V252L92 253L93 252L96 253L97 250L99 251V247H100V236H99L100 235V232H99L100 225H99V223H100L101 220H108V221L110 220V221H112V189L111 188L110 189L107 188L108 196H110L109 199L111 200L110 201L108 199V201L110 203L105 202L102 205L98 189H97V187L95 188L96 183H94V181H88L89 179H91L93 177L95 178V176H91L90 175L89 178H87V176L83 177L81 175V173L79 172V168L81 167V165L85 169H91V170H87V171H90V172L92 171L93 172L94 169L96 171H98L99 170V166H98V164H99L98 160L99 159L97 158V160H96L95 157H92L88 153V146H84L81 150L79 149L77 151V154L75 155L74 154L75 152L72 151V148H73L72 146H73V144L75 145L74 142H76V140L73 141ZM62 142H63V140H62ZM71 143H73V144H71ZM67 144H69V145H67ZM45 149H46V151H45ZM61 151H62V153H61ZM99 151H100L99 153L102 152V150H99ZM50 154L52 156L55 155V156L59 157V159L57 157H55V156L52 157ZM43 155H44V157H47L46 161H48V163L45 162V158L43 157ZM38 156H40V157H38ZM41 156L44 159L41 158ZM40 158H41V160L43 162L40 160ZM57 159H58L59 163L61 162L60 164L56 163ZM60 159L62 161L65 159V161H63V163H62V161H60ZM67 159H68V164L67 163L65 164V162H67ZM49 160H50V162H49ZM39 161H40V163H38ZM51 162H53L54 164L56 163L57 166L55 167V169H54L55 165L53 166V164H51ZM37 163H38V165L43 164L44 167H43V165H41V167L46 169L45 170L46 171V176H45V179H44L45 182H43V183L41 181H39L40 180V178H39L40 177V175H39L40 172H39V170L36 171L38 169V168L36 169ZM34 164H35V167H34ZM47 164H48V166H47ZM95 164H97V166ZM29 165H32V166H29ZM59 165L61 167H59ZM68 165H71V166L68 167ZM46 166H47V168H46ZM49 166H51V167H49ZM63 167H65V168H63ZM87 167H89V168H87ZM23 168H25V170H27L28 173ZM50 168H53V171ZM29 169L34 170V173H32V171H30ZM47 169L50 171V173H49V171ZM71 169H73V170H71ZM18 171H19V173H17ZM21 172L24 173V174H22ZM58 172H59V174H58ZM61 172L64 174V176H63V174ZM73 172H74L75 175L73 174ZM29 173H31V174H29ZM56 175H57V177H56ZM58 175H59V178H58ZM71 176H73V177H71ZM58 179H59V181H58ZM12 180H13V177H12ZM31 180H33V182H34L33 185L31 184L32 183ZM38 182L40 184V187L39 186L37 187V185H39ZM53 182H54V184H53ZM44 183L45 184L47 183L46 186L48 188V193L50 195H52L53 197L50 196L48 193L47 194L50 196V198H49V196H47L45 194L40 195L41 192H42V188L44 186ZM62 185L64 186V188H63ZM82 185H84L85 187H84V189H82L80 191L79 189H80V187ZM74 186H76V187H74ZM108 186L111 187V185H109V184H108ZM52 187H53L54 191H53ZM70 188L71 189L73 188V189L69 190ZM89 188H94L92 190L96 191V196L93 197V200L88 195V191L91 190ZM55 189H56V192H55ZM74 189H76V191L78 190L77 193H76V191ZM31 191H33L34 193H37V192H39V193L34 194ZM20 192H22V193H20ZM62 192H64V193L67 192L66 194H64V193L62 194L63 195L62 198L64 197L63 200H61L62 199L61 198V193ZM70 192H72L71 193L72 195L70 194ZM82 194H85V195H82ZM77 195H82V198H80L79 202L78 203L76 202L78 204V207H77L76 203L73 201V198H75L74 196H77ZM27 196H29V198L31 196H33V197H31L30 200H29V199H27L28 198ZM40 197H42V198L40 199ZM44 197H46V198H44ZM47 197L49 198V200H48ZM51 197L54 198L55 201H53L54 199H51ZM24 198H25V201L24 200L22 201V199H24ZM43 198H44V201H43ZM32 199H34V200H32ZM35 199L37 201H35ZM57 200H59V201H57ZM70 200H71L72 203L70 202ZM63 201H65L66 206L64 205L65 203ZM66 201H68V202H66ZM81 201H82V203H81ZM43 202L46 203L48 205V207L51 204L52 205L47 209V211L45 213H40V212L38 213V211H39L38 208L41 206V204H43ZM70 204H72V205H70ZM82 205H83V207H81ZM21 209H23V210L21 211ZM27 209H30V210H27ZM80 209H81V211H80ZM37 215H38V217H37ZM21 218H23V219H21ZM29 221H30V223H29ZM40 221L42 222V224H41ZM83 222H86L85 224H88V229L87 230H88L89 234L85 235L82 232L81 226L84 225ZM11 224H12V226H11ZM22 224L24 225V227H23ZM27 224L29 226L27 228H25V226H27ZM43 224H45V225L42 226ZM96 224H98V225H96ZM17 225H18V228H17ZM2 227L4 228V226H2ZM24 228L26 230H24ZM40 228L42 229L43 232L40 230ZM69 229H70V231H69ZM97 229H99V230H97ZM46 230H47V233H46ZM68 233H69V235H68ZM17 235H18V233H17ZM44 235H45V238H44ZM20 236H22V234ZM13 238H14V236H13ZM2 239H4V235L2 234L1 229H0V249H1V246H2V248L7 246V245H5V240H2ZM2 241H3L4 244L2 243ZM35 242L37 244H35ZM85 242H86V244H84ZM79 243H80V245H79ZM13 246L17 247V243L14 242ZM18 249H19V246H18ZM88 249H89V252H90V247ZM0 252H1V250H0ZM37 254H38V258H35ZM39 256H40V258H39ZM37 259L41 260L42 262L41 261L40 262L37 261ZM53 261L55 263L58 260L54 259ZM22 262H23L22 260H19V264H24ZM37 262H39V263H37Z\"/></svg>",
  "mask_w": 264,
  "mask_h": 264
}]
</instances>
